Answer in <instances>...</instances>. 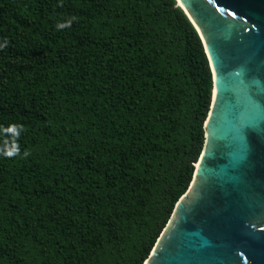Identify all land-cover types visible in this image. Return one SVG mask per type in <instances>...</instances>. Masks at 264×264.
<instances>
[{
    "label": "trees",
    "instance_id": "obj_1",
    "mask_svg": "<svg viewBox=\"0 0 264 264\" xmlns=\"http://www.w3.org/2000/svg\"><path fill=\"white\" fill-rule=\"evenodd\" d=\"M211 88L175 0H0V264H142Z\"/></svg>",
    "mask_w": 264,
    "mask_h": 264
},
{
    "label": "water",
    "instance_id": "obj_2",
    "mask_svg": "<svg viewBox=\"0 0 264 264\" xmlns=\"http://www.w3.org/2000/svg\"><path fill=\"white\" fill-rule=\"evenodd\" d=\"M211 73L203 145L142 264H264V0H175Z\"/></svg>",
    "mask_w": 264,
    "mask_h": 264
},
{
    "label": "clouds",
    "instance_id": "obj_3",
    "mask_svg": "<svg viewBox=\"0 0 264 264\" xmlns=\"http://www.w3.org/2000/svg\"><path fill=\"white\" fill-rule=\"evenodd\" d=\"M61 27H63V25H61Z\"/></svg>",
    "mask_w": 264,
    "mask_h": 264
}]
</instances>
